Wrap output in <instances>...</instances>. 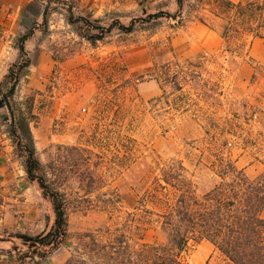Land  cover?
<instances>
[{
	"label": "rangeland",
	"instance_id": "obj_1",
	"mask_svg": "<svg viewBox=\"0 0 264 264\" xmlns=\"http://www.w3.org/2000/svg\"><path fill=\"white\" fill-rule=\"evenodd\" d=\"M203 3L184 0L168 12L173 18L136 22L131 31L117 26L94 42L84 37L99 33L91 19L88 26L62 22L54 29L51 79L40 88L17 87L11 107L17 122L30 126L48 185L66 201L69 237L47 259L20 264H67L85 234L122 227L174 162L183 164L198 196L220 182V159L251 179L264 171V21L262 37L250 33L256 21L248 17L226 33L220 51L185 57L172 38L195 12L208 18ZM217 25H224L223 34L227 23ZM47 29L42 26V38ZM77 53L83 63L62 65ZM143 237L167 242L160 224ZM183 258L186 264H232L207 240L192 242Z\"/></svg>",
	"mask_w": 264,
	"mask_h": 264
},
{
	"label": "trees",
	"instance_id": "obj_2",
	"mask_svg": "<svg viewBox=\"0 0 264 264\" xmlns=\"http://www.w3.org/2000/svg\"><path fill=\"white\" fill-rule=\"evenodd\" d=\"M183 1L178 0L179 8ZM221 6L228 14L227 26L222 34L224 39L232 26L247 22L248 17L256 21L250 33L254 37H262L264 0H241L238 4L221 0ZM73 14H68L70 24L78 21L86 26L93 24L89 19L74 17ZM160 17L174 16L161 12L132 19L129 26L115 20L105 27L100 25V20H95L94 23L99 25L94 29L99 33L84 37L91 42L98 41L117 26L131 31L136 22ZM46 23L45 18L38 28L46 26ZM31 33L18 40L20 60L10 66L0 82V94L12 113L10 136L16 155L23 160L28 180L37 182L44 198L52 201L54 212L49 230L35 236L17 235L20 243L14 245L13 251L21 260L34 257L42 260L64 246L69 233L66 201L48 185L30 126L17 122L15 110L11 107L22 73L30 65L24 43ZM220 163L225 164L217 173L220 182L202 196L196 195L181 162L166 166L161 178L140 198L135 212L128 215L122 227L113 231L106 229L101 235L85 234L83 240L86 243L75 251L67 264H186L184 253L192 242L202 240L209 241L232 264H264V171L251 179L244 169L236 168L231 161L220 159ZM153 224H160V228L167 233V242H148L144 239V231Z\"/></svg>",
	"mask_w": 264,
	"mask_h": 264
},
{
	"label": "crops",
	"instance_id": "obj_3",
	"mask_svg": "<svg viewBox=\"0 0 264 264\" xmlns=\"http://www.w3.org/2000/svg\"><path fill=\"white\" fill-rule=\"evenodd\" d=\"M226 1L238 4L241 0ZM205 2L202 11L207 13L209 19L196 17L199 11L195 12L193 17L177 28L172 38L176 52L185 57L216 53L222 49L224 25L217 24L227 23L228 14L221 6V0ZM205 8L210 9L207 12ZM177 9L178 0H0V82L10 66L20 60L18 40L32 31L24 43L30 65L22 73L17 87L40 88L48 83L56 63L52 48L54 29H59L62 22L69 27L70 12L94 21L119 20L127 23L161 12L174 13ZM57 15L62 18L60 23L54 19ZM45 18L47 23L44 29L48 28L49 36L42 38V30L38 26ZM71 35L74 33L71 32ZM79 54L66 58L62 65L73 66L75 61V66L83 63L84 56ZM9 113L7 103L0 94V264H20L23 260L30 262L41 259L21 260L13 251L14 245L20 243L16 236L41 234L52 226L54 218L52 203L28 180L22 161L16 155L10 136L13 121L11 117L9 122L6 120Z\"/></svg>",
	"mask_w": 264,
	"mask_h": 264
},
{
	"label": "water",
	"instance_id": "obj_4",
	"mask_svg": "<svg viewBox=\"0 0 264 264\" xmlns=\"http://www.w3.org/2000/svg\"><path fill=\"white\" fill-rule=\"evenodd\" d=\"M7 107H8V109H9V111H10V117H11V119H12V121H13L12 113H11V110H10L9 104H7Z\"/></svg>",
	"mask_w": 264,
	"mask_h": 264
}]
</instances>
